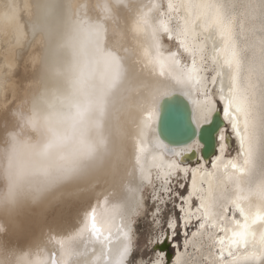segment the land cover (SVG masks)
Instances as JSON below:
<instances>
[{
  "label": "bare ground",
  "instance_id": "bare-ground-1",
  "mask_svg": "<svg viewBox=\"0 0 264 264\" xmlns=\"http://www.w3.org/2000/svg\"><path fill=\"white\" fill-rule=\"evenodd\" d=\"M235 2L239 12L248 0ZM167 3L0 0V264H119L121 221L127 224L145 202L144 191L153 190L173 153L186 146L199 149V161L185 159L187 168L198 169L197 185L205 167L212 172L217 212L227 208L231 218L235 203L250 217L264 216V103L246 152L224 118L227 155L219 160L217 151L205 159L195 140L176 146L159 136L163 99L187 101L197 128L223 108L216 88L210 96L189 94L172 76L159 74L158 33ZM256 4V19L247 23L264 25V4ZM163 44L176 50L175 41L165 37ZM180 178L188 181V194L191 171ZM191 204L195 211L199 201L193 197ZM93 213L99 235L90 226ZM198 224L193 219L181 229L187 239ZM255 231L259 240L264 226ZM210 244L198 237L174 250L186 253L185 264H208V254L218 253ZM239 251L250 256L247 264H264V243Z\"/></svg>",
  "mask_w": 264,
  "mask_h": 264
},
{
  "label": "snow or ice",
  "instance_id": "snow-or-ice-1",
  "mask_svg": "<svg viewBox=\"0 0 264 264\" xmlns=\"http://www.w3.org/2000/svg\"><path fill=\"white\" fill-rule=\"evenodd\" d=\"M237 7L235 0H229L228 4L224 0H168L167 11L161 13L157 63L161 76L166 73L172 76L189 94L204 92L210 96L212 89L216 88V97L223 105L222 116L239 141L240 148L246 152L254 140L251 130L257 125L258 109L264 103V35L257 34L264 33V25L247 23L256 19L259 10L256 0H248L239 12L236 11ZM165 37L168 41H175L176 50H166L163 44ZM241 39L245 42L243 46ZM245 53H249L247 61ZM209 72L213 73L211 77L206 75ZM213 122V119L207 121L198 133H194L197 144H200L199 136L205 126ZM217 140L219 160L227 155L226 129H219ZM198 150L186 146L184 152L173 153L166 171L156 178V186L147 200L141 203L127 224L121 221L117 233L119 241L123 242L119 264H185L186 253L177 251L169 255L165 245L175 239L178 227L186 229L193 219L199 224L197 230L191 233L192 240L187 239L186 232L183 233L186 237L184 248L193 245L196 238L206 236L211 241L210 248L218 246V253L210 252L206 257L208 264H247L250 256L241 254L239 250H247L257 242L264 243V231L259 234V240L255 231L257 225L264 226V216L257 214L250 217L235 203L231 218L227 208L223 213L216 211L212 172L207 167L200 173L202 179L197 185L195 176L198 169L187 168L185 159L195 155ZM216 167V161H212L211 168ZM223 167L226 169L228 165ZM231 167L235 169L236 165L232 164ZM189 171L193 176L191 190L187 196H181L175 189L177 186L184 187L179 179L181 174L187 176ZM206 176L209 177L207 188L204 186ZM174 181L177 183L174 184ZM193 197L199 201L195 211L191 204ZM169 205L181 212L179 224L172 212H169L167 220L163 218ZM144 217H147L151 227L144 244L140 245L136 223ZM90 226L97 235L103 231L96 223L95 213L90 219ZM217 232L224 235H217ZM107 235L111 239V233ZM171 247L176 249L178 246L171 244Z\"/></svg>",
  "mask_w": 264,
  "mask_h": 264
},
{
  "label": "water",
  "instance_id": "water-1",
  "mask_svg": "<svg viewBox=\"0 0 264 264\" xmlns=\"http://www.w3.org/2000/svg\"><path fill=\"white\" fill-rule=\"evenodd\" d=\"M180 102L182 103L185 101L179 96L163 99L158 119L159 136H161L165 142L176 146H181L195 140L196 137H194V133H198L201 128H197L196 125L193 124L190 104L186 101L185 105H182ZM212 119L214 122L211 125L205 126L202 134L199 136V141L202 145L201 155L208 160L212 159V156L217 151L216 136L219 129L225 125L220 111L216 112ZM171 120L179 122L180 126H171ZM186 130H188L187 134ZM187 135L189 137L183 139ZM197 154L198 153L188 157L189 159L187 161H199L200 158L197 157Z\"/></svg>",
  "mask_w": 264,
  "mask_h": 264
},
{
  "label": "rangeland",
  "instance_id": "rangeland-1",
  "mask_svg": "<svg viewBox=\"0 0 264 264\" xmlns=\"http://www.w3.org/2000/svg\"><path fill=\"white\" fill-rule=\"evenodd\" d=\"M234 148V146H233ZM233 150V149H232ZM174 184L177 183L176 181L173 182ZM179 183H183L184 184V187L183 188H179L178 186L176 187V191L180 193L181 196H184L185 194V188H186V184L188 183V181H184L182 178L179 179ZM145 201L147 200V198L149 197L150 193L152 192V190H145ZM187 194H185L186 196ZM177 204H179V201H177ZM149 208H151V205H149ZM169 212H172L174 213L175 217H176V220L178 222V224L180 223V216H181V212L178 210V209H174L172 208L171 205L168 206V210L164 212L163 214V218L165 220L168 219V216H169ZM150 224L147 223V217H144V218H141L138 220V222L136 223V232L139 233V244L140 245H143L144 244V241H145V238L146 236L148 235L149 231H150ZM177 235L174 239V242L173 243H169V245H165L166 249L168 250L169 252V255H173L175 250L171 247V244H175V245H178V246H183L184 244V241H185V235L183 234L184 231L181 230V228H177ZM193 230H196L195 226L194 228L191 227L189 228V233H191ZM135 238V237H134ZM137 255L139 253H136ZM145 255H147V253H145ZM133 259H135V257L133 256Z\"/></svg>",
  "mask_w": 264,
  "mask_h": 264
},
{
  "label": "clouds",
  "instance_id": "clouds-1",
  "mask_svg": "<svg viewBox=\"0 0 264 264\" xmlns=\"http://www.w3.org/2000/svg\"><path fill=\"white\" fill-rule=\"evenodd\" d=\"M259 3L264 4V0H259Z\"/></svg>",
  "mask_w": 264,
  "mask_h": 264
}]
</instances>
